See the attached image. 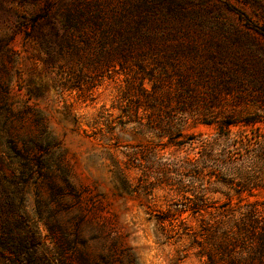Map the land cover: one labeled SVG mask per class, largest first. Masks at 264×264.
Listing matches in <instances>:
<instances>
[{
    "label": "rangeland",
    "instance_id": "rangeland-1",
    "mask_svg": "<svg viewBox=\"0 0 264 264\" xmlns=\"http://www.w3.org/2000/svg\"><path fill=\"white\" fill-rule=\"evenodd\" d=\"M66 11L187 32L163 42L197 53L152 65L158 78L202 72L191 114L170 109L159 121L173 120L175 137L146 123L149 110L127 115L140 97L133 70L97 72L95 43L64 28ZM239 137L264 142V0H0V264L236 263L240 248L223 249L211 225L226 204L239 230L255 206L256 227L240 232L258 233L264 186L228 183L202 144L216 156Z\"/></svg>",
    "mask_w": 264,
    "mask_h": 264
},
{
    "label": "trees",
    "instance_id": "trees-1",
    "mask_svg": "<svg viewBox=\"0 0 264 264\" xmlns=\"http://www.w3.org/2000/svg\"><path fill=\"white\" fill-rule=\"evenodd\" d=\"M84 13L86 11H78L76 14L66 11L62 19L64 28L68 31L71 24L74 27L73 31L82 35L81 41L85 48L93 47L95 43L94 56H91V58L94 63V69L97 72L103 73L107 71L110 74L118 70H133L134 74L131 77V82L138 86L141 98L137 97L132 102L129 110H126L127 115L135 114L133 107L149 110L146 123L152 129H157L160 135H165L168 138L175 137L178 129L174 121L166 120L162 125L159 124V121H161L162 117H171L169 116L172 115L169 114L170 109H174L176 113L181 115L191 114L190 112L193 110L187 103L188 100L197 96V93L193 92L189 86L190 84H197V80L202 77V72L199 70L198 74L191 76L184 68L178 69L175 73L173 72L174 78L172 79L166 75L158 78L155 76V70L152 65L160 61L158 56H185L190 51L197 53L199 50L198 45L190 41L186 43L182 40H176L171 44L163 42L164 39L170 40L172 36L186 35L187 32L184 30L167 27L162 29L161 32L160 29L148 24L143 27L102 26L101 22H103L104 17L100 12L96 11L88 15ZM83 15L90 18L96 27L84 28ZM71 21H74L75 25ZM91 35H94V41H91ZM145 79L153 82L149 90L143 87ZM171 81L177 83V88L174 87L171 90L167 86ZM164 83H166L165 86H159V84ZM172 102L174 105H167ZM131 111L134 114H130ZM255 121L257 120L245 118L243 123L249 124ZM135 122L141 124L138 120ZM243 140V137L234 138L229 143L230 146L224 147L222 153L216 156L213 154L212 145L209 142H204L202 148L206 153L207 167L210 170L215 167L214 170H216L217 174H221V177L227 176L229 178L228 183H232L239 188H251L258 186V184L264 186V174H262L264 167V142L258 141L250 146H245ZM232 211L230 206L223 205V209L217 214L219 217L211 225L218 227V230L224 235L225 241L221 244L223 249L226 248V244L240 248L241 252L236 255V263L233 258H229V264H264V225L258 227L260 231L256 234L249 232L250 236L240 232L244 229L247 231L248 227L252 230L256 227V219L259 217L260 210L253 206L244 213L239 212L242 217L239 216L238 220H242V222L248 221L247 223L244 222L245 224H240L239 230H234L235 226H231L232 223L234 224L237 221ZM246 215L247 218L244 219ZM208 259L210 264H215L211 256Z\"/></svg>",
    "mask_w": 264,
    "mask_h": 264
}]
</instances>
